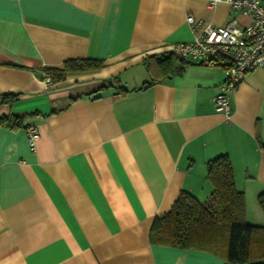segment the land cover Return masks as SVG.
<instances>
[{"label": "crops", "instance_id": "0c3cea01", "mask_svg": "<svg viewBox=\"0 0 264 264\" xmlns=\"http://www.w3.org/2000/svg\"><path fill=\"white\" fill-rule=\"evenodd\" d=\"M208 1L0 0V115L21 120L0 125V264H226L149 240L181 191L208 200L206 164L221 154L245 220L264 226V65L227 93L228 114L213 101L222 67L189 61L163 76L146 65L201 31L187 15L249 23ZM76 58L103 65L45 84V68Z\"/></svg>", "mask_w": 264, "mask_h": 264}, {"label": "trees", "instance_id": "16d2710c", "mask_svg": "<svg viewBox=\"0 0 264 264\" xmlns=\"http://www.w3.org/2000/svg\"><path fill=\"white\" fill-rule=\"evenodd\" d=\"M189 63L171 52L146 60L148 69L156 66L163 76L179 73ZM102 65L99 60L76 58L65 60L62 68L44 71L52 82H59L67 74L96 70ZM0 125L16 128L21 120L13 113L1 114ZM206 177L212 184L208 200L201 202L181 191L170 209L154 218L149 229L150 242L207 251L223 257L226 264L264 263V226L245 220L244 194L235 188L229 157L221 154L210 159ZM257 203L264 210V190L258 193Z\"/></svg>", "mask_w": 264, "mask_h": 264}, {"label": "built area", "instance_id": "2783aa9c", "mask_svg": "<svg viewBox=\"0 0 264 264\" xmlns=\"http://www.w3.org/2000/svg\"><path fill=\"white\" fill-rule=\"evenodd\" d=\"M219 2L227 3L231 9L250 17L249 23L239 25L230 19L222 26L203 25L201 19L192 15L186 21L192 31L201 28L193 39L172 45L171 53L197 64L222 67L226 79L220 86V92L214 97L215 111L223 114L230 112L227 93L233 90L255 68L264 65V3L262 0H209L214 7ZM45 84H51V77L45 76ZM27 138L33 148L39 138L35 125L26 127Z\"/></svg>", "mask_w": 264, "mask_h": 264}, {"label": "water", "instance_id": "95a60500", "mask_svg": "<svg viewBox=\"0 0 264 264\" xmlns=\"http://www.w3.org/2000/svg\"><path fill=\"white\" fill-rule=\"evenodd\" d=\"M107 94V91L106 90H103V91H98V92H95L92 97L93 98H98V97H101V96H104Z\"/></svg>", "mask_w": 264, "mask_h": 264}]
</instances>
